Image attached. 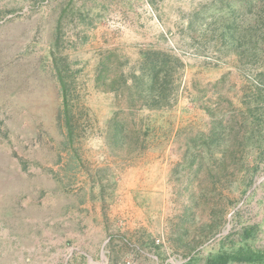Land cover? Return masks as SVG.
Listing matches in <instances>:
<instances>
[{"label": "rangeland", "instance_id": "1", "mask_svg": "<svg viewBox=\"0 0 264 264\" xmlns=\"http://www.w3.org/2000/svg\"><path fill=\"white\" fill-rule=\"evenodd\" d=\"M250 1L0 0V264L264 252Z\"/></svg>", "mask_w": 264, "mask_h": 264}, {"label": "trees", "instance_id": "2", "mask_svg": "<svg viewBox=\"0 0 264 264\" xmlns=\"http://www.w3.org/2000/svg\"><path fill=\"white\" fill-rule=\"evenodd\" d=\"M249 2L251 3L250 0H248V3ZM190 25H191L190 28H192L196 24L193 25L192 22H190ZM219 26H223V24L222 25H219ZM231 27L232 26H230L229 28H231ZM234 31L235 30H228L229 35H230V37H231V39L233 41L236 38V36H238V34H240L238 30L236 32H234ZM224 36H226V34ZM243 37H245V36H243ZM148 61L151 62V59L148 60ZM58 77H59V80L61 81V84H62V89H63V92H64L63 97L66 100V98H65V97H67L66 93L69 91L68 90V85L64 82V79L62 78V76H60V74L58 75ZM166 83L168 84V82H166ZM148 85H149V83L147 82V86ZM163 85H164L163 86L164 88L167 87L166 84H163ZM150 89H151V87H150ZM155 90L156 89L152 88L151 90H149L150 91L149 94L153 93ZM162 94L163 93H161V95ZM154 96H158V95L157 94H153V97ZM66 113H68V112H66ZM263 261H264V252L263 253H259V252L254 253L253 252V254H251V253L250 254H248V253H246V254L241 253V254H237V255H235V254H229V253H222V254L219 253L215 258L208 259L207 262H208V264H228V262L262 263Z\"/></svg>", "mask_w": 264, "mask_h": 264}]
</instances>
